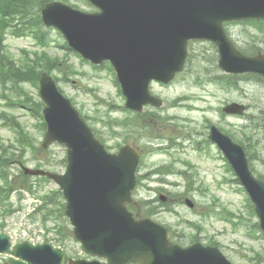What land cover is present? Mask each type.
Wrapping results in <instances>:
<instances>
[{
  "label": "rangeland",
  "instance_id": "1",
  "mask_svg": "<svg viewBox=\"0 0 264 264\" xmlns=\"http://www.w3.org/2000/svg\"><path fill=\"white\" fill-rule=\"evenodd\" d=\"M69 3L88 9V4L83 0H69ZM229 29L239 46L246 47L256 39V43L264 49L262 29L244 23L230 24ZM56 31L51 30L50 39L57 42H52L46 50L59 58V64L63 63L62 73L58 69L53 72L60 80L58 83L62 91L76 101V106L83 114L89 116L88 122L91 126L100 128L101 119L112 120L114 130L126 136L125 140L112 137L110 130L104 126L102 133L108 144L114 146L117 143L123 145L129 142L146 150L141 171L146 173L148 178L140 187V194L135 196H142L147 200V206L141 203V210L153 213L161 223L171 226L175 231V239L184 245L195 241L203 244L215 243L234 264H255L252 257L260 255L259 258H264V236L256 227L258 219L248 202V194L235 173L228 170L226 161L218 154L214 143H209L208 139L210 126L215 124L224 132L228 131L227 134H233L237 142L245 140V135L241 132V126L245 123L243 117L226 115L221 108L231 101L245 102L253 105L249 114L254 117L256 123L261 118L264 119V81L249 80L241 76L236 85H231L228 89L219 87L209 80L212 74H206V68L215 74L222 73L218 68L217 47L207 41L195 42L190 45V52L195 54L192 64L187 66L176 81L170 85L156 82L151 86L152 92L164 101L162 107L145 106L143 112H154L153 116H149L144 122L145 125L152 126L151 131L144 127L143 130L132 134L133 129L120 126L122 119L127 115L122 116L126 114L120 108L124 107L125 98L114 83V74L107 67L94 69L90 62H83L81 57L58 47L57 44L63 39ZM3 46L11 53V56H8L9 61H5L7 65L9 62L18 64L25 59V49L41 50L32 38H16L9 34L3 41ZM65 76L71 79L64 81ZM224 85L226 86V83ZM24 88L34 97L39 94V88L32 83H26ZM6 93L11 98L19 95L11 85ZM3 95L0 84V110L9 116H15V122L27 128L31 134L24 137L29 140L33 136L41 145L44 131L40 122L26 109L11 107ZM102 100L111 102V106L116 110L108 112L110 108ZM249 121L251 122L250 119ZM5 122L8 123L0 118V138L13 147L9 149L8 154L10 175L20 172V163L25 162L24 165L35 168L40 160L45 161L44 168L48 170L60 173L65 170V147L53 144L49 151L34 157L29 148L26 149L16 142L15 132L5 126ZM135 122L141 123L142 120ZM127 132L130 134L127 135ZM246 132L252 135L250 151L253 155L257 153L264 162V131L248 128ZM257 139H260V142H257ZM205 141L209 143L208 147ZM245 143H249L248 140ZM5 146L9 147L6 144ZM14 150L17 156H9ZM114 150L116 149H111ZM262 161L253 162L259 173L264 171ZM164 166L174 173L166 176L163 171L157 169ZM0 173H3L2 169ZM36 185L39 186L36 195L38 198L41 193H50L59 188L55 182L44 179L33 183L32 186L36 188ZM160 192L167 195L166 200L160 199ZM185 195L195 201L194 207L191 208L185 203ZM34 196L27 185L23 188L12 184L7 187L6 192L0 189V233L7 232L13 245L24 240L37 243L47 238L54 246L64 248L73 258L86 257L80 244L70 236L73 235L70 232L73 227L64 214V198L57 193L43 207L41 212L50 215V220L44 224L43 219L40 221V215H31L37 208L35 204L40 205L39 202L35 203ZM59 224L63 227V232L69 235L65 240H60L61 234L56 232ZM10 256L11 253H0V263L5 264Z\"/></svg>",
  "mask_w": 264,
  "mask_h": 264
},
{
  "label": "water",
  "instance_id": "2",
  "mask_svg": "<svg viewBox=\"0 0 264 264\" xmlns=\"http://www.w3.org/2000/svg\"><path fill=\"white\" fill-rule=\"evenodd\" d=\"M91 1L101 7V14H85L55 3L43 10V19L60 27L70 44L84 56L96 62L111 59L129 96L128 105L135 109L140 110L150 102L148 84L152 78L168 81L182 68L185 43L190 37L217 42L221 54L219 63L227 72L264 74V56L251 58L241 54L222 26L227 19L264 18V0ZM42 94L50 105L46 109L47 143L66 142L70 163L62 176L42 170L31 172L47 174L62 184L69 200L67 212L87 248L105 254L111 264H125L130 260L138 264H230L217 249L198 244L181 248L169 243L168 232L160 226L149 220L133 221L123 203L130 199L129 192L135 183V150L125 147L119 155L102 151L47 75L42 78ZM232 106L235 111L243 109L241 105ZM212 138L219 141L249 189L259 225L264 229V183L252 176L240 146L219 132ZM131 156V161H127ZM0 241L3 249L9 248L5 235L0 236ZM30 246L25 244L18 253L32 256L35 264H61L60 250H53L49 245L29 250ZM33 251L38 252L36 256Z\"/></svg>",
  "mask_w": 264,
  "mask_h": 264
},
{
  "label": "trees",
  "instance_id": "3",
  "mask_svg": "<svg viewBox=\"0 0 264 264\" xmlns=\"http://www.w3.org/2000/svg\"><path fill=\"white\" fill-rule=\"evenodd\" d=\"M3 3H0V22L1 25L6 27H13L16 31L19 30L24 26L30 32L34 33L40 37H43L44 31L41 29V19L39 11L31 13L29 12V6L34 4L36 0H2ZM50 1V0H49ZM47 2V0H43L40 5H38V9ZM27 17L29 19V23L19 22L17 24H13V20L16 18L23 19ZM261 24H264L263 21ZM25 33V32H22ZM4 29L0 32V40L3 39ZM251 50L254 52L257 51V48L251 47ZM5 61H9V57L6 53H4L0 49V77L7 81L10 79L11 84L17 87V84L26 83V82H37L39 79L41 72L46 70L48 72H52L54 69L62 70V64H58V61L53 60L51 57L47 56L45 53H35L34 57L26 56V59L21 61L18 64H13L9 62L7 65ZM41 69V70H40ZM229 83L235 84L234 79H229ZM22 87V86H21ZM20 96V95H19ZM18 96V97H19ZM32 103L38 108L41 107V104L35 103L34 100H31ZM22 103H27V101H21ZM3 148V147H1ZM6 157H1V161L5 160ZM24 177V176H23ZM8 178V176L6 177ZM27 178V176L25 177Z\"/></svg>",
  "mask_w": 264,
  "mask_h": 264
}]
</instances>
